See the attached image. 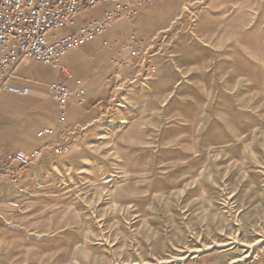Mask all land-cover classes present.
Returning a JSON list of instances; mask_svg holds the SVG:
<instances>
[{"label": "rangeland", "instance_id": "1", "mask_svg": "<svg viewBox=\"0 0 264 264\" xmlns=\"http://www.w3.org/2000/svg\"><path fill=\"white\" fill-rule=\"evenodd\" d=\"M150 1L99 119L0 173V264H264L261 0Z\"/></svg>", "mask_w": 264, "mask_h": 264}, {"label": "crops", "instance_id": "2", "mask_svg": "<svg viewBox=\"0 0 264 264\" xmlns=\"http://www.w3.org/2000/svg\"><path fill=\"white\" fill-rule=\"evenodd\" d=\"M123 1L130 3L135 11L140 7L139 5L151 2L150 0ZM247 1L245 0L244 4H249ZM97 5L94 11L87 9L77 15L76 25H80L87 19L103 16L110 7L109 3ZM256 6L258 7V2L253 7L256 9ZM260 8L262 22H264V0H261ZM93 12L95 16H92ZM119 30L115 25L104 33L101 41L96 38L80 48L65 53L60 58L59 64L48 65L25 60L18 65L11 77L5 81L0 79V173L3 174L5 171L10 153L40 150V157H42L50 153L54 147L61 146V138L73 129L87 127L99 119L104 108L107 107L106 104L115 99L116 94L123 88L126 72L133 67L130 61L135 59L127 55L125 60L126 53L122 50L124 43L118 40ZM262 31L264 32V26ZM108 38H111L110 41L113 39L115 43L118 42V46L112 47L113 49L105 48L103 41ZM101 48L106 51L103 57ZM120 59L125 61L119 62ZM79 80L84 87L86 99L84 102H80L77 93L80 86ZM115 81L120 82V87H113ZM54 82L65 83L73 93L63 121L60 120L58 102L49 89V85ZM44 127H53L54 135L37 136L38 131ZM7 177L0 174V186L4 184ZM6 230L0 224V250L8 243Z\"/></svg>", "mask_w": 264, "mask_h": 264}, {"label": "built area", "instance_id": "3", "mask_svg": "<svg viewBox=\"0 0 264 264\" xmlns=\"http://www.w3.org/2000/svg\"><path fill=\"white\" fill-rule=\"evenodd\" d=\"M99 3L110 4L103 16L76 25L77 15ZM131 10L130 3L123 0H0V79L5 81L11 77L25 60L59 64L65 53L103 36L116 22L125 19ZM135 40L136 36L130 35L122 50L130 48L129 57L139 58V49L133 47ZM103 45L110 47L113 43L106 39ZM121 60L125 61L120 59L119 62ZM78 84L79 100L84 102L82 81L79 80ZM113 87H120V82H113ZM49 89L58 102L60 120L63 121L72 90L62 82L51 83ZM54 133L53 127H44L37 136H52ZM64 150L62 146L56 147L58 152ZM40 155V150L10 153L6 174L13 175L31 166Z\"/></svg>", "mask_w": 264, "mask_h": 264}]
</instances>
